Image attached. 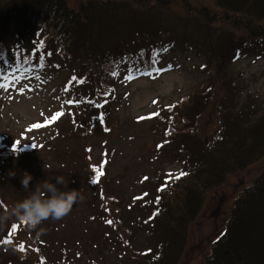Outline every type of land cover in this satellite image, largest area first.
Segmentation results:
<instances>
[{
    "label": "trees",
    "instance_id": "1",
    "mask_svg": "<svg viewBox=\"0 0 264 264\" xmlns=\"http://www.w3.org/2000/svg\"><path fill=\"white\" fill-rule=\"evenodd\" d=\"M133 1L138 6L129 4ZM205 1H209V6H195L189 12L190 0H81L75 6L69 0H0V24L21 16L18 22L21 27L16 31L18 40L24 41L25 37L28 42L34 40L28 53L18 56L16 50L12 51L11 57L19 61V67L33 63L41 55L52 57L51 61L43 60L42 65L70 69L66 81L77 85L80 91L86 90L90 97L94 94L98 101L115 87L117 75L112 73L118 71L116 66L125 57L117 48L120 44L113 22L117 10L130 6L146 8L149 2L159 8L180 7L187 15H200V23L196 17L183 19L186 25L205 29L203 39L196 41L191 33H172L167 24L165 29L153 26L148 14L149 19L145 17L143 23L137 24L134 32L146 42L139 45V52L130 50L127 75L156 71L161 65L160 54L172 53L170 46L182 41L198 50L204 58L198 67L210 73L206 83L155 112L156 120L163 124L161 135H172L171 139L177 138L181 143L188 136L193 142L190 147L185 143L176 152L188 156L184 158L189 168L182 171L186 173L184 176L180 173L171 174L172 178L166 176L152 196L142 193L140 199L144 204L140 203L137 212L130 214L129 221L123 217L125 207L120 196L110 194L104 202L105 210L101 208L99 201L107 194L101 189L96 205L102 210V217L92 214L93 217L82 219L78 226L81 238L77 244L84 254H87L85 249L97 252L109 245L107 254L96 257L108 260L109 256L123 254L125 259H134L138 264L182 263L189 245V228L196 223L213 193L248 165L259 160L264 162V94L241 102L242 85L237 89L234 78L226 79L228 65L241 49L264 47V0ZM4 8L13 9L3 12ZM163 21L167 20L154 23ZM161 32L166 34L163 39ZM15 47L25 50L21 44ZM15 47L0 40V56L4 61H8L10 50ZM206 117L211 120L213 128L208 126L213 129L214 140L208 144L202 140L205 132L202 121ZM23 152L13 153L0 145V165ZM90 182L93 183V178ZM85 189H89L86 184ZM127 209L134 210V207ZM225 211L224 225L210 239L202 264H264V169L240 189ZM102 232L106 236L99 235ZM137 232L142 233V243L136 242ZM143 245L149 248L140 250ZM45 251L43 254L37 250L33 264H53L49 262L50 250ZM27 253H23L22 260L32 259ZM66 253L67 249L62 246L61 256ZM95 261L98 260L93 256L88 264Z\"/></svg>",
    "mask_w": 264,
    "mask_h": 264
},
{
    "label": "rangeland",
    "instance_id": "2",
    "mask_svg": "<svg viewBox=\"0 0 264 264\" xmlns=\"http://www.w3.org/2000/svg\"><path fill=\"white\" fill-rule=\"evenodd\" d=\"M78 1L81 0H69L72 6ZM190 3L192 7L189 12H192L195 6H209V1L205 0H190ZM129 4L138 6L136 1ZM12 9L4 8L3 12H10ZM116 12L117 16L113 22L120 44L117 48L125 57L120 61L121 64L116 66L118 75L115 87L101 108L95 106L96 100L92 103L85 101V95L77 85L66 84L64 79L70 72L68 68L55 70L52 67H43L40 70L10 72L7 69L14 66L13 62L2 66L0 84L7 87H0V142L9 146L13 153L18 150L24 152L0 165V214L29 196L31 190L34 191L41 182L51 180L55 183L57 176L63 177L66 182V187L57 185L58 188L80 190L83 199L77 202L64 218L46 220L36 229L30 228L15 217L0 225V264H31L30 260L24 261L19 257L22 252H29L36 257L37 247L43 254L46 249L50 250L49 262L53 264H88L93 256L98 260V264H136V260L125 259L123 254L109 256L108 260L96 257L99 254H107L109 245L97 252L85 249L87 254H84L77 244L81 238L78 228L81 220L90 219L92 214L102 217L103 212L96 205L102 189L107 194L102 195V201H99L101 208L105 210L104 202L110 198V194L120 196L125 207L123 217L129 221L130 214L137 212L140 203L144 204L140 199L142 193L152 196L163 177L178 171L182 165L186 166L180 158L181 154L176 153L174 144L160 146L164 139V135L161 136L163 124L149 114L178 102L182 95L209 80V71L198 67L204 61L203 56L197 49L185 45L182 41L170 46L172 53L170 51L160 54V64L164 66V71L160 74H143L132 80L125 77L130 70L127 59L131 54L130 50L139 52V45L143 46L146 42L134 31L137 24L143 23L147 14L153 26L165 29L167 24L172 33L183 35L188 32L196 41L203 39L205 29L190 27L183 19L196 17L200 23V15H187L188 12L180 7L159 8L151 2L146 8L130 6ZM16 18L0 24V40L9 47L21 44L28 51L34 40L28 42L26 37L24 41L18 40L16 31L21 27L18 25L21 16ZM136 19L140 22H135ZM162 19L167 21L154 23ZM165 36L164 32L160 33L161 39ZM13 49L10 50V61L13 60ZM149 54L154 57L152 53ZM1 58L0 56V64ZM165 66L169 69L166 70ZM227 71L226 79L234 78L237 89L241 85L243 87L241 102L248 98L254 100V95H263L264 47L241 49L239 55L228 65ZM248 93L250 94L247 95ZM70 98L80 99L81 102L68 104ZM209 108H213L212 104ZM57 112L64 114L54 122L46 123ZM101 114L102 119L99 118ZM140 117L150 118L139 119ZM202 122L212 127L208 117ZM34 124L43 126L33 128ZM210 131L209 127H205V132ZM204 139L207 140L206 133ZM17 141L19 144H16ZM184 141L188 143L189 139L185 138ZM13 145H16L15 148ZM37 146L41 147L36 149ZM28 148L30 149L25 151ZM102 161H106L105 174L99 180V183L102 180L99 185L90 180L95 173L93 166L98 167ZM263 169L264 162L260 160L248 165L231 176L211 196L196 223L189 228V245L183 255V262L179 264H202V256H205L209 249L210 239L224 225L227 204ZM10 172L15 175H9ZM25 172L32 176L28 191L21 185ZM84 183L89 189H85ZM127 207H134V210H128ZM13 225H17V229L9 236V229H12ZM101 234L106 236L107 233L102 232L99 235ZM4 237L10 239L9 245ZM85 237L88 239V236ZM136 242H143L141 232H137ZM21 244L24 246L23 251L20 249ZM62 246L67 249L65 256L60 254ZM145 248L149 247L143 245L140 250ZM153 253L154 251L151 252L152 255Z\"/></svg>",
    "mask_w": 264,
    "mask_h": 264
},
{
    "label": "clouds",
    "instance_id": "3",
    "mask_svg": "<svg viewBox=\"0 0 264 264\" xmlns=\"http://www.w3.org/2000/svg\"><path fill=\"white\" fill-rule=\"evenodd\" d=\"M9 175L14 176V172ZM32 180L31 174L25 172L22 175L21 185L26 191ZM57 185H64L63 177H55V183L45 180L40 183L31 194L17 202L11 209L0 214V225L13 217L25 222L30 228L36 229L46 220H60L68 215L74 205L83 199L80 190H61Z\"/></svg>",
    "mask_w": 264,
    "mask_h": 264
},
{
    "label": "snow or ice",
    "instance_id": "4",
    "mask_svg": "<svg viewBox=\"0 0 264 264\" xmlns=\"http://www.w3.org/2000/svg\"><path fill=\"white\" fill-rule=\"evenodd\" d=\"M160 71H162V69H157V70H156L157 74H159ZM112 75L115 76V75H118V73L115 72V71H113ZM145 75H151V73H145ZM134 78H135V77H134L133 75H131V74H129V75H127V76L125 77V79H127V80H132V79H134ZM75 79H76V78L73 77V80H75ZM81 82H83V81H81ZM0 87H7V86H6L5 84H0ZM67 103H68V104H72V103H74V102L71 101V100H69V101H67ZM105 103H106V101H105ZM153 103H155V101H153ZM95 106H96V107H102L103 105L97 104V105H95ZM63 114H64V113H62V112H57V113H55V114L51 117V120H50V121H46V123L54 122L56 119H58L59 117H61ZM152 115H156V114L154 113V114H152ZM99 118L102 119V114H101V117H99ZM145 118H150V117H140L139 119H145ZM42 126H43V125H41V124H34V125H32L33 128H38V127H42ZM105 130L107 131V129H105ZM16 144H19V141H17ZM15 146H16V145H13L14 148H15ZM158 147H159V146H158ZM105 164H106V161H102L101 164H100L98 167H97V166H93V167H94V170H95V178H94V182L99 181L100 177L104 175V165H105ZM179 175H180V176H184V175H186V173L181 172ZM170 178H172L171 175H170ZM175 178L178 179L179 176H177V177H175ZM145 179H147V177H145ZM107 223L111 224L112 221H107ZM16 229H17V225H13V226H12V229H11V231H10V233H9V236H11V235L16 231ZM5 242H10V241H5ZM20 249H21L22 251L24 250V246H23V244L20 245Z\"/></svg>",
    "mask_w": 264,
    "mask_h": 264
}]
</instances>
